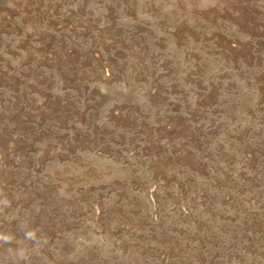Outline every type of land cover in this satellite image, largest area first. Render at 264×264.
<instances>
[{"label": "rangeland", "instance_id": "obj_1", "mask_svg": "<svg viewBox=\"0 0 264 264\" xmlns=\"http://www.w3.org/2000/svg\"><path fill=\"white\" fill-rule=\"evenodd\" d=\"M0 264H264V0H0Z\"/></svg>", "mask_w": 264, "mask_h": 264}]
</instances>
